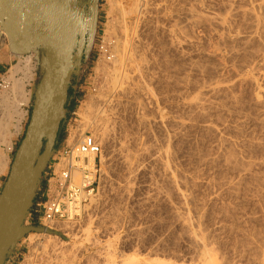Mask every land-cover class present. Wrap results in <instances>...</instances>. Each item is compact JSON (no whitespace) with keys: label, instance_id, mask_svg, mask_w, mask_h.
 <instances>
[{"label":"rangeland","instance_id":"rangeland-1","mask_svg":"<svg viewBox=\"0 0 264 264\" xmlns=\"http://www.w3.org/2000/svg\"><path fill=\"white\" fill-rule=\"evenodd\" d=\"M109 1L99 0L93 6L94 15L100 9L99 17L85 20L75 107L65 113L63 141L47 162L20 237L3 264H104L107 255L114 263L133 257L200 264L202 252L191 246L185 222L213 263L264 264V0H142L147 8L137 19L121 13L122 19ZM113 1L124 11L133 4ZM122 20L133 29L119 25ZM121 26L130 29L125 32L130 42ZM117 33L125 34L127 45L120 37L127 49L118 75L98 58L101 41L118 40ZM5 44L9 42L4 35L0 46ZM43 56L45 52L35 48L33 58L41 62ZM24 57L12 67L20 66ZM7 74L0 73V79ZM39 78L35 76L29 88L28 112L18 138L9 124L10 161L24 135ZM210 87L222 90L216 96ZM6 96L13 101L0 91V98ZM198 98L202 104L192 105ZM88 106H100L103 112L98 107L96 112L106 117L102 126L108 132L98 201L85 208L80 221L58 223L44 236L35 205L42 199L50 162ZM228 155L233 157L226 159ZM125 157L133 160L132 166L125 164ZM48 242H54L49 245L58 257H41L39 253L51 250Z\"/></svg>","mask_w":264,"mask_h":264},{"label":"water","instance_id":"water-1","mask_svg":"<svg viewBox=\"0 0 264 264\" xmlns=\"http://www.w3.org/2000/svg\"><path fill=\"white\" fill-rule=\"evenodd\" d=\"M2 14L13 47L23 50L35 41L48 60L0 191V264L20 237L37 184L52 156L70 77L80 66L86 43L72 0H0Z\"/></svg>","mask_w":264,"mask_h":264},{"label":"bare ground","instance_id":"bare-ground-1","mask_svg":"<svg viewBox=\"0 0 264 264\" xmlns=\"http://www.w3.org/2000/svg\"><path fill=\"white\" fill-rule=\"evenodd\" d=\"M73 1V5H74V7H75V10H76V12H77V14H78V16H79V14H81L82 15V13H81V11H80V9L77 7V2L75 1V0H72ZM149 1V0H148ZM160 1V0H159ZM164 1V0H163ZM162 1V2H163ZM172 1V0H171ZM174 1V0H173ZM115 1H113V0H110L109 1V3H110V7L111 8H113L112 10H114V9H116L117 11H118V13H120V15L119 16H121V13H122V16H123V14L124 13H126V14H130V15H132L133 14V17L135 18V19H137V16H140V12L141 11H145V7L147 8V5L144 7V2L142 1V0H133V4H132V6L131 7H127L126 9L127 10H129V11H124V8H122L121 6V8L119 7V6H117V5H119V4H117L116 2L114 3ZM157 2V1H156ZM161 2V1H160ZM165 2V1H164ZM163 2V3H164ZM148 3V2H147ZM146 3V4H147ZM162 3V4H163ZM161 4V3H160ZM161 4V5H162ZM166 4H168V3H165V5ZM164 5V4H163ZM168 6V5H167ZM149 7V6H148ZM156 7V6H155ZM157 7H158V5H157ZM160 7V6H159ZM166 8V7H165ZM164 8V9H165ZM143 9V10H142ZM160 9H162V8H159V10ZM156 10V9H155ZM159 10H157V12L159 11ZM163 10V9H162ZM260 10V9H259ZM115 11V10H114ZM116 11V12H117ZM124 11V12H123ZM143 11V12H144ZM153 11V10H152ZM151 11V12H152ZM163 13L165 12V11H162ZM149 13H150V11H149ZM260 13V12H259ZM126 14H125V17H126ZM144 14H145V12H144ZM148 14V13H147ZM152 14V13H151ZM164 14H166V13H164ZM171 14V13H170ZM149 15V14H148ZM153 15V14H152ZM159 15V14H158ZM176 15V14H175ZM121 16V17H122ZM178 16V15H177ZM264 16V15H263ZM124 17V16H123ZM123 17H122V19H123ZM129 17V16H128ZM127 17V18H128ZM80 18V17H79ZM139 19V18H138ZM153 19V18H152ZM177 19V18H176ZM87 20V19H86ZM113 20V19H112ZM82 22V21H81ZM118 22V21H117ZM121 22V24L119 23V25H124V27H125V25H126V23H128V22H124L123 20L122 21H120ZM130 22H132V21H130ZM89 23V22H88ZM123 23V24H122ZM125 23V24H124ZM173 23H175V22H173ZM223 23V22H222ZM82 24H84V26H85V29H86V25H85V20H84V22L82 23ZM258 24L259 23H257V26H258ZM106 26H108V24L106 25ZM111 26V25H110ZM110 26H108L107 28H109V29H112V28H110ZM122 26L120 27V29H123V31H124V33L125 32H129L130 31V29L128 28V30L129 31H126L127 30V27H130V26H127L125 29H124V27L122 28ZM132 26H133V24H132ZM132 26L130 27V28H132ZM257 26H256V28H257ZM117 27V26H116ZM259 28H260V25L258 26ZM84 28V27H83ZM85 29H84V31H85ZM115 29H117V28H115ZM133 29V28H132ZM135 29H137L136 27H135ZM161 29V28H160ZM147 30V29H146ZM260 30V29H259ZM87 31V30H86ZM111 31V30H110ZM109 31V32H110ZM115 31L116 30H114V32H113V36H114V33H115ZM135 31V30H134ZM151 31V30H150ZM107 32H108V30H107ZM118 32H120V34L122 33V31H118ZM180 32V31H179ZM106 33V32H105ZM138 33V32H137ZM171 33V32H170ZM118 34V33H117ZM126 34V33H125ZM124 34V35H125ZM128 34L129 33H127L126 35V38H127V40H128ZM136 34V33H135ZM7 36V39H8V35H7V33H6V30H5V18H4V14H2L1 16H0V41H1V37L2 36ZM119 35V34H118ZM124 35H122L123 37H124V39H122L123 40V42L122 43H125L126 42V40H125V36ZM172 35V34H171ZM109 36V35H108ZM107 36V37H108ZM122 36H120L119 35V37H117V39L119 38L120 39V37L122 38ZM161 36V35H160ZM163 36V35H162ZM178 36V35H177ZM138 37V36H137ZM136 37V38H137ZM85 38H86V32H85ZM115 38V37H114ZM171 38V37H170ZM251 38V37H250ZM119 39L118 40H115V39H106L105 41L104 40H102L101 41V50H100V52H98L99 53V59L102 61V64H104V65H107V66H111V68H109V67H107V68H109V69H111V71H112V74H115V73H117V75H118V73L119 72H117L121 67H122V64H123V60H124V56H125V50L127 49H124L127 45H126V43H125V47H124V44H122L121 43V39H120V42H119ZM239 39V38H238ZM125 40V41H124ZM176 40V39H175ZM129 41V40H128ZM223 41V40H222ZM8 42H9V40H8ZM130 42V41H129ZM128 42V43H129ZM253 42V41H252ZM10 43V42H9ZM249 43V42H248ZM259 44V43H258ZM85 45H86V43H85ZM260 45V44H259ZM10 46H11V48H12V50L13 51H15V52H21V53H23V56H25L24 58H21L22 59V61H21V64H20V66H18L19 64H14L15 66H13V67H11V69L9 70V74H7L8 76H5V75H3L2 77H1V79H3L4 81H6L5 83L8 85L7 86V88H5V89H1L0 91L1 92H6V93H9L11 96H12V99L11 100H13L12 102H10L7 98H9L8 96H6V97H2V98H0V145H4L5 146V150H4V152H7V151H11V142H10V138H11V132L9 131V124H11V123H13V125H14V127H15V131H18L19 129H20V124H21V122H22V120H23V118H24V116L26 115L25 114V112H24V110H23V108H24V106L25 105H27V103H28V100H29V93H27L26 92V85L30 82V80L32 79V77H33V74H34V70H35V65H36V62H34V60H36V59H33V57H34V50H35V48H37L38 47V45H37V43L35 42V41H31L28 45H27V47L26 48H24L23 50H17V49H15L14 47H13V45L10 43ZM167 47V46H166ZM165 47V48H166ZM138 48V47H137ZM37 50V49H36ZM136 52H137V50H136ZM141 52V51H140ZM37 53V52H36ZM126 53H127V51H126ZM157 54V53H156ZM21 55V54H20ZM82 57H83V55H82ZM129 57V56H128ZM20 59V58H19ZM18 59V60H19ZM126 59H127V57H126ZM47 60H48V56H47V54L45 53V56H43L42 57V59H41V67L43 68L42 69V74H43V72H44V69H45V67H46V64H47ZM82 60V59H81ZM99 60V61H100ZM100 61V62H101ZM125 61V60H124ZM148 61V60H147ZM126 62V61H125ZM101 64V63H100ZM146 65V64H145ZM80 66H81V61H80ZM80 66H79V68H80ZM102 66V65H101ZM104 67V66H103ZM139 67H140V65H139ZM147 67V66H146ZM153 67V66H152ZM194 67V66H193ZM201 67V66H200ZM79 68H76V69H78L79 70ZM195 68V67H194ZM75 69V68H74ZM133 69V68H132ZM108 70V69H107ZM106 70V71H107ZM74 71V70H73ZM110 71V72H111ZM200 71V70H199ZM80 72V70L79 71H76V73L78 74ZM114 72V73H113ZM109 73V72H108ZM108 73H107V75H108ZM18 74H20L21 75V77L20 78H16V76L18 75ZM42 74H41V76H42ZM111 74V73H110ZM125 74V73H124ZM123 74V75H124ZM127 75V74H126ZM41 76H40V78H41ZM112 76V75H111ZM11 77H12V79H11ZM114 77L115 76H112V79H114ZM122 77V76H121ZM126 77V76H125ZM40 78H39V80H40ZM123 78V77H122ZM131 78V77H130ZM116 79V78H115ZM115 79H114V82H110L111 83V85L113 84L114 85V83L116 82L115 81ZM126 79H127V77H126ZM137 82V81H136ZM192 82V81H191ZM214 82V81H213ZM39 83V82H38ZM110 83L108 84V85H110ZM139 83V82H138ZM197 83V82H196ZM220 83H221V81H220ZM122 84V83H121ZM195 84V83H194ZM200 84V83H199ZM38 85V84H37ZM107 85V86H108ZM141 85V84H140ZM135 86H137V85H135ZM37 87V86H36ZM122 87V86H121ZM209 87V86H208ZM109 88V87H108ZM132 88V87H131ZM143 88V87H142ZM212 87H210V89H211ZM110 89V88H109ZM209 89V90H210ZM219 89H221V88H218V90ZM258 89V88H257ZM35 90H36V88H35ZM108 90V89H107ZM217 89H211V92L214 94V95H216V91H218ZM222 90V89H221ZM130 91V90H129ZM108 92V91H107ZM106 92V93H107ZM124 92H125V90H124ZM224 92V91H223ZM35 93V92H34ZM138 93V92H137ZM259 93H260V91H259ZM103 94V93H102ZM205 94V93H204ZM203 94V95H204ZM209 94H210V92H209ZM218 94V93H217ZM261 94V93H260ZM259 94V95H260ZM219 95V94H218ZM258 95V94H257ZM217 96V95H216ZM261 96V95H260ZM121 97V96H120ZM137 97V96H136ZM195 97V96H194ZM208 97V96H207ZM262 97H264L263 95H262ZM213 98H214V96H213ZM217 98V97H216ZM215 98V99H216ZM259 98V97H258ZM261 98V97H260ZM102 99V98H101ZM100 99V100H101ZM196 99H197V97H196ZM195 99V102H194V100L191 102V104L192 105H201L202 104V100L200 99V98H198L199 100H200V102L198 101V100H196ZM104 100V99H103ZM227 100V99H226ZM259 100V99H258ZM208 101V100H207ZM33 102H34V100H33ZM96 102V101H95ZM108 102V101H107ZM260 102V101H259ZM263 102V101H262ZM93 103V102H92ZM97 103V102H96ZM199 103H201V104H199ZM261 103V102H260ZM99 104V102L97 103V105ZM190 104V103H189ZM263 104H264V102H263ZM96 105V104H95ZM191 105V106H192ZM197 105V106H198ZM32 106H33V104H32ZM116 106V105H115ZM119 106V105H118ZM134 106V105H133ZM196 106V108H198ZM98 107V106H97ZM95 108V106H94V108L92 107V106H88V107H86V113H84V114H82V120L79 118V122H78V125H77V127H76V129L74 130V132L71 134V132L70 133H68V134H70V135H67V138H66V140H65V144H64V146H62V148H61V152H62V150L65 148H68V147H70V149H71V151L73 152V153H75V150H76V148H77V145L81 142V140H82V136L84 135V133L87 131V132H89L90 134H91V137L95 140V142L98 144V146H100L101 147V158H100V164H99V167H100V180H99V188H98V192L96 193V195L92 198V196H90L91 197V200H90V202L89 203H86L84 206V210L82 209V212H81V215H80V218L79 219H77L76 221H74V222H78V221H80L81 219H82V217H83V215H84V213H85V208L87 207V206H90V205H94L95 204V202H97L98 201V194H99V191H100V186H101V179H102V172H101V165L102 164H104V162H103V156H102V154H103V147L105 146L104 145V142L105 141H107V135H108V132L105 130V127L106 126H102L103 125V120L102 119H104V122H105V120H106V117L104 118V116H103V118L102 117H99V115L101 116V113L103 112V110H101V108H100V106L98 107V108H100V110H101V113L98 115V113L97 112H100V110L98 111V108ZM140 107V106H139ZM193 107V106H192ZM195 107V106H194ZM108 108V107H107ZM190 108V107H189ZM93 109H95L94 111L95 112H93ZM116 109V108H115ZM193 109V108H192ZM264 109V108H263ZM96 110H97V112H96ZM112 110V109H111ZM189 110V109H188ZM196 110V109H195ZM206 110V109H205ZM105 112V111H104ZM110 112V111H109ZM113 112V111H112ZM64 113H66V111L64 110ZM108 113V112H107ZM193 113V112H192ZM105 115V114H104ZM112 115V114H111ZM75 116L76 117H79L78 115H76L75 114ZM142 116V115H141ZM212 116V115H211ZM64 117H65V114H64ZM77 119V118H76ZM210 120V119H209ZM76 121V120H75ZM108 124V123H107ZM141 124V123H140ZM104 125H106V122H105V124ZM144 126V125H143ZM12 127V126H11ZM113 129V128H112ZM106 131V132H105ZM113 132V131H112ZM107 134V135H106ZM109 137V136H108ZM110 140V139H109ZM225 141V140H224ZM106 145L107 144H109V143H105ZM123 145V144H122ZM120 147V146H119ZM231 147V146H230ZM161 149V148H160ZM122 150V149H121ZM226 150V149H225ZM222 151V150H221ZM4 152H2V150H0V173L2 172V170H3V168L7 165V163L9 162V159L5 156V153ZM122 152H123V150H122ZM147 152V150L145 151V153ZM168 151H166V153H167ZM129 153V152H128ZM149 153V152H148ZM160 153V152H159ZM159 153H158V155H157V157L158 156H160L161 155V153H160V155H159ZM162 153H163V151H162ZM165 153V154H166ZM229 153V152H228ZM164 154V155H165ZM168 154V153H167ZM129 156V155H128ZM150 156V155H149ZM166 156V155H165ZM165 156H163L164 158H166ZM152 157V156H151ZM156 157V158H157ZM160 157H162V156H160ZM160 157H158L159 159H160ZM202 157V156H201ZM204 157V156H203ZM228 157H233V156H227L226 157V159H229ZM126 158V157H125ZM129 158V157H128ZM128 158H126L125 159V162H127V163H125V164H128V166H129V164L132 166V159H130V163H128ZM135 158V157H134ZM207 158V157H206ZM83 159H84V156H80V159H79V161H77V162H74L78 167H88L90 170H92V171H94L95 169H96V164H95V159H94V157H93V155H89V156H87V164L86 163H84V161H83ZM159 159L157 160V162H159ZM231 160V159H230ZM160 161H161V167L163 168V170H164V173L165 172H168L167 170V164L166 163H164V161H163V159L161 158L160 159ZM154 162V161H153ZM156 162V161H155ZM226 162H229V160H226ZM10 163H11V161H10ZM247 165V164H246ZM10 166V165H9ZM239 167V166H238ZM170 170V169H169ZM171 172V171H170ZM180 172V171H179ZM173 174V173H172ZM71 176H72V180H73V182L76 184V185H83V179H82V177H81V172L80 171H74V172H71ZM107 178V177H106ZM181 178H182V176H181ZM174 180V179H173ZM172 183V182H171ZM177 185V184H176ZM236 187V186H235ZM160 189V188H159ZM256 190V189H255ZM183 193V192H182ZM261 194V193H260ZM86 195L85 194H82L81 195V197H85ZM261 196V195H260ZM181 197H183V196H181ZM184 197H186L185 195H184ZM186 200H188L189 201V199H187L186 198ZM185 201V200H184ZM191 201V200H190ZM78 206H79V204H78ZM87 209V208H86ZM73 210V208H72V205L71 206H69L68 207V211L69 212H71ZM180 217V216H179ZM87 217H85V219H86ZM26 219V218H25ZM61 223V222H60ZM63 223H65V222H63ZM71 223V222H70ZM24 224V223H23ZM58 223H51L50 222V224L48 225V227H46V228H41V233H42V235H46L47 234V232L49 231V229L51 230V229H54L55 227H56V225H57ZM70 225V224H69ZM68 225V226H69ZM185 225L187 226L186 228H188L187 229V234H188V240H189V242H190V244H191V246L195 249V250H198V251H201L202 253H201V256H200V258H199V262H200V264H215V263H213L214 261L212 260V258H211V256L207 253V251H205L204 250V246L202 245V241L200 240V238H199V236L197 235V234H195L193 231H190L191 229V227H189V225H187V223L185 222ZM191 226V225H190ZM70 228H71V226H70ZM70 228H69V230H70ZM44 230V231H43ZM84 231V230H83ZM88 231V230H87ZM87 234V232L85 233V236H87L86 235ZM31 235L32 234H30V237H31ZM88 238V237H87ZM31 238H29V240H30ZM86 239V238H85ZM54 243V242H53ZM50 244L49 242H48V246L51 248V246L50 245H55V244ZM94 243H95V241H94ZM107 243V242H106ZM33 244V243H32ZM50 244V245H49ZM35 245H37V244H35ZM35 245H34V247H35ZM105 246V245H104ZM57 247V245L55 246V248ZM108 247V245L106 246V248ZM37 248V247H36ZM47 248V247H46ZM60 248V247H59ZM104 248V247H103ZM109 248V247H108ZM107 248V249H108ZM44 249V248H43ZM42 249V250H43ZM49 249V248H48ZM57 249V248H56ZM56 249H55V251H56ZM32 250H34V249H32ZM58 250V249H57ZM103 250V249H102ZM101 250V251H102ZM205 252H204V251ZM66 251V250H65ZM51 252V253H50ZM50 252H49V254L47 253V252H45V250L44 251H42L41 253H39V254H41L42 256L41 257H43L44 256V258H46V257H53L54 258V256H56L57 254L54 252V248H53V250H52V248H51V250H50ZM57 252V251H56ZM35 253H36V251H35ZM58 253V252H57ZM105 253V252H104ZM107 253V252H106ZM112 253V252H111ZM37 254V253H36ZM108 254V253H107ZM106 254V255H107ZM114 254V253H113ZM31 256H32V254H31ZM38 256V255H37ZM46 256V257H45ZM102 256V255H101ZM105 256V255H104ZM108 256V255H107ZM107 256H105V258L104 259H102L103 261H105L104 262V264L106 263V264H166L165 262H162V261H159V260H148V259H136V258H133L132 257V259H121V260H119V259H117V260H119V262H117V263H114L113 261H109V257H107ZM110 256V255H109ZM34 257V256H33ZM36 257V256H35ZM39 257V256H38ZM56 257H58V256H56ZM55 257V259H57ZM112 257H113V255H112ZM111 257V258H112ZM115 257V256H114ZM40 258V257H39ZM110 258V259H111ZM31 259V258H30ZM43 259V258H42ZM47 259H49V258H47ZM52 259V258H51ZM54 259V260H55ZM53 260V261H54ZM111 260H114V259H111ZM46 261V260H45ZM44 261V262H45ZM74 261V260H73ZM102 261V262H103ZM32 262V261H31ZM39 262V261H38ZM50 263V262H49ZM44 264V263H43ZM54 264V263H53ZM71 264V263H70ZM89 264V263H88ZM167 264H170V263H167Z\"/></svg>","mask_w":264,"mask_h":264},{"label":"built area","instance_id":"built-area-1","mask_svg":"<svg viewBox=\"0 0 264 264\" xmlns=\"http://www.w3.org/2000/svg\"><path fill=\"white\" fill-rule=\"evenodd\" d=\"M101 50V44L98 52ZM0 79V90L7 88V84ZM93 155L96 169L90 170L88 167H78L74 162L79 161L80 156H84V163L87 164V156ZM100 158L101 147L91 137L89 132H85L81 142L77 145L75 153L64 148L58 152L50 162L49 173L45 180L44 190L41 193V201L36 203L34 213L38 215L41 228H46L51 223H70L80 218L84 205L89 203L96 195L100 180ZM80 171L83 185H76L71 176V172ZM85 194V197H81ZM79 204V206H78ZM72 205L73 210L68 211Z\"/></svg>","mask_w":264,"mask_h":264},{"label":"crops","instance_id":"crops-1","mask_svg":"<svg viewBox=\"0 0 264 264\" xmlns=\"http://www.w3.org/2000/svg\"><path fill=\"white\" fill-rule=\"evenodd\" d=\"M75 1L77 2V7L80 9L82 16L86 15L87 19H89L90 22H92L94 19L99 17L100 9H97L95 15H94V10H93V6L95 5V7H96V3H98L99 0H75ZM20 54L23 55V53H21V52L18 53V52H15L12 50L10 43L5 44L3 46L1 45L0 46V73H6V74L8 73L9 74V70L11 69L12 64L14 62L18 61V59L20 58ZM33 59H35V58H33ZM38 63H40V65H41V62H39V60L36 58V65H35L33 77L30 80V82L26 85L25 90L27 93H29V98L31 95V92H30L31 90L29 88L32 87V84L34 85L35 76H36V78H38L42 74V67ZM39 66L41 69L37 73ZM16 77L19 78L18 75ZM28 106H29V100H28L27 105H25L23 108V110L25 109L24 112L26 115L28 112L27 111ZM23 120H24V118H23ZM15 135H16V138H18V136L20 135V129L18 131H14V136ZM16 138L14 139V142H12V144H14V145L17 144V143H15ZM9 154H10L9 152H5V156L9 159V162L7 163V165L3 168L2 172L0 173V189L3 186L4 178L6 177V174L8 173V170H9V165H10Z\"/></svg>","mask_w":264,"mask_h":264},{"label":"trees","instance_id":"trees-1","mask_svg":"<svg viewBox=\"0 0 264 264\" xmlns=\"http://www.w3.org/2000/svg\"><path fill=\"white\" fill-rule=\"evenodd\" d=\"M79 17L82 21V23L84 22V20L87 19L86 15L82 16L81 14H79ZM83 27L85 29V26L83 24ZM85 32H86V35H87V31L85 29ZM84 56V55H83ZM82 60H83V57H82ZM82 60H81V66L79 68V70L81 69L82 67ZM78 69H74L71 77H70V81H69V84H68V92H67V102L66 104L64 105V110L67 112V111H70L72 109H74L75 107V100L76 98L78 97V93H77V88L75 87V84H76V77H77V73L76 71H79ZM39 82V81H38ZM33 100H34V95H33ZM30 114H31V110L29 111V114H28V121H29V118H30ZM65 118V117H64ZM64 118L62 119V122L60 123V126H59V130H58V133H57V137H56V141H55V145L53 147V150H52V155L55 153V150L56 148L61 144V142L63 141V138H64V133H63V129H62V125H63V120ZM28 124V123H27ZM23 138V137H22ZM21 138V140H22ZM20 140V142H21ZM19 142V143H20ZM19 145V144H18ZM17 145V147H18ZM16 147V148H17ZM37 188H38V184H37ZM36 192H37V189H36ZM35 198H36V194L34 195L33 197V200H32V204H31V207L30 209L32 208L33 204H34V201H35ZM30 211V210H29Z\"/></svg>","mask_w":264,"mask_h":264}]
</instances>
